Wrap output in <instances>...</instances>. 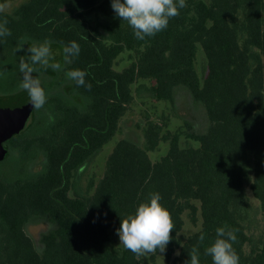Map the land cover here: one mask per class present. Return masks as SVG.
Wrapping results in <instances>:
<instances>
[{"label":"trees","instance_id":"1","mask_svg":"<svg viewBox=\"0 0 264 264\" xmlns=\"http://www.w3.org/2000/svg\"><path fill=\"white\" fill-rule=\"evenodd\" d=\"M111 3L28 0L0 13L12 33L0 37V96L23 92L19 62L30 45L50 40L62 65L35 66L47 103L5 142L0 264H143V256L112 241L121 219L151 193L160 194L175 225L165 252L152 259L165 254L169 264H185L196 248L200 264H212L205 249L224 227L235 231L239 264H264V0H186L164 31L143 41ZM72 41L80 53L64 65L62 48ZM125 54L131 61L119 70ZM71 69L85 71L91 88L69 80ZM136 86L171 106L188 91L209 119L206 131L187 134L199 146L183 147L166 117H147L142 142L121 139L98 184L78 193L80 170L120 132ZM162 143L168 153L153 162L149 153ZM186 217L194 225L201 220V229L184 236ZM36 220L52 225L41 250L26 231Z\"/></svg>","mask_w":264,"mask_h":264},{"label":"clouds","instance_id":"2","mask_svg":"<svg viewBox=\"0 0 264 264\" xmlns=\"http://www.w3.org/2000/svg\"><path fill=\"white\" fill-rule=\"evenodd\" d=\"M111 7L116 16L126 21L133 30L135 39L145 40L164 31L171 19L177 17L179 10L187 7L186 0H112ZM5 6L0 4V13L4 12ZM7 20L0 21V37L10 36L12 33L7 28ZM52 42L44 40L38 44H32L27 48V60L23 57L19 62V71L23 74L18 85V90L28 94L29 101L37 111L41 110L47 103V94L42 87L41 80L34 76L37 72L35 66L44 69L51 68L60 71V62H54L55 56L51 48ZM21 43L18 50H22ZM80 53V46L72 41L62 48L64 65L71 64L74 57ZM66 77L73 81L78 87L91 88L86 84L87 73L80 69H71L65 72ZM159 193H151L146 202H142L133 214L121 219L120 227L117 229L120 246L130 251L137 257L154 254L157 250L165 252L167 245L173 239L172 232L175 225L172 216L161 203ZM200 241L205 237L201 235ZM236 241L234 230H226L224 227L216 229V239L205 249V254L210 256L212 264H239V256L233 248ZM179 255V253H177ZM189 260L185 264H200L199 254L196 248L189 252Z\"/></svg>","mask_w":264,"mask_h":264},{"label":"rangeland","instance_id":"3","mask_svg":"<svg viewBox=\"0 0 264 264\" xmlns=\"http://www.w3.org/2000/svg\"><path fill=\"white\" fill-rule=\"evenodd\" d=\"M28 0H0V4L5 6L6 12L13 11L16 7L25 3ZM58 52V51H57ZM130 54H125L121 56L118 60L117 69L122 70L126 67L130 61ZM204 52L201 51L199 57L200 62L203 63ZM135 90V101L132 104L129 112L124 117L121 122L120 132L109 142L103 149L95 155L90 161H88L84 167L80 170L79 176L77 178V192L80 194H85L88 192L90 183L97 185L100 179L106 172L107 160L111 153L113 152L116 144L121 139H133L139 141L143 140V129L146 124V118H154L162 121V118L166 117L169 122L168 129L172 132L180 131L181 145L184 147L189 144L194 147H198L199 143L196 141H189L187 134L189 133H202L207 130L209 126V119L205 108L198 102L194 101L192 96L185 89H181L176 98V103L171 106L166 101H156L146 92L137 91V86L134 87ZM32 115L27 121V125L31 122ZM24 128V129H25ZM169 144L162 143L156 151H151L149 153L150 158L153 162L160 160L163 156L168 153ZM43 158H40L34 165V169L38 170L42 167ZM0 170H4V166H0ZM248 196L252 199L255 205H258V201L254 199L253 194L248 188ZM75 195V192H72ZM200 217V215H199ZM201 220L194 225L186 217V227L184 229V236H188L201 229ZM52 228L50 222L45 220H36L30 223L26 231L34 240L37 248L41 250L43 248L42 235ZM118 234L113 235L112 245L114 247H119L120 245ZM143 264H169L165 254H158L152 259V255L149 254L146 257L143 256Z\"/></svg>","mask_w":264,"mask_h":264},{"label":"water","instance_id":"4","mask_svg":"<svg viewBox=\"0 0 264 264\" xmlns=\"http://www.w3.org/2000/svg\"><path fill=\"white\" fill-rule=\"evenodd\" d=\"M34 110L25 91L0 96V160L6 155L5 142L24 130Z\"/></svg>","mask_w":264,"mask_h":264}]
</instances>
